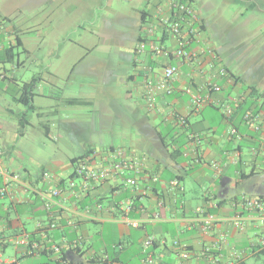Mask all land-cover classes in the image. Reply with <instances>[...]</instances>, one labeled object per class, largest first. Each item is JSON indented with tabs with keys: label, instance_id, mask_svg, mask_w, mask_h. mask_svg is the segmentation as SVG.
I'll use <instances>...</instances> for the list:
<instances>
[{
	"label": "crops",
	"instance_id": "0c3cea01",
	"mask_svg": "<svg viewBox=\"0 0 264 264\" xmlns=\"http://www.w3.org/2000/svg\"><path fill=\"white\" fill-rule=\"evenodd\" d=\"M12 1L13 8L0 9L4 16L0 50L15 45L19 36L28 52L18 34L21 29L12 23L24 0ZM169 2L143 0L139 9L132 10L133 43L127 51L133 72L123 78L127 87V104L121 115L125 127L121 132L112 130L111 139L90 138L80 155L99 168L108 159L109 150L121 148L142 171L127 170L91 181L88 190L82 188L81 178L75 179L78 185L67 188L48 207L40 192L60 182L67 185L74 172L72 159L70 164L54 160L38 171L24 167L21 175L4 168L0 160V188L9 191L0 199L10 201V206L1 210L5 214H0V250L5 252L11 244L16 249L6 262L61 264L65 259L70 264H94L104 258L107 264H144L151 256L155 264H264V210H249L243 203L246 196L264 201V68L251 63L241 69L228 60L230 53L217 45L202 16V25H194L197 30L189 43V49L196 52L193 62L154 52L151 45L159 40L168 49L177 46V40L162 30L161 19L171 15ZM184 25L191 30V24ZM21 64L18 59L15 65ZM169 64H177L179 72L163 83L164 72L156 69ZM4 76L0 83H15V77ZM59 82L55 76L48 80L53 87ZM210 82L219 84L221 90L211 91L208 101L196 109L187 89L206 95ZM150 84L154 86L151 98ZM73 98L83 102H70ZM73 98L63 99L61 109L94 103L84 97ZM35 106L33 111L42 115L41 108ZM248 113L253 120H247ZM103 124V129L111 130L112 126L106 128L109 123ZM46 133L50 135L51 130L47 128ZM9 148L3 143L0 155L11 152ZM44 170L55 178L45 180L41 176ZM7 173H19L20 180L7 182ZM134 177L138 178L136 186L129 183ZM129 202L135 209L127 212ZM156 213L159 218H154ZM207 213L218 218L210 229L204 226ZM126 215L139 225L126 222ZM25 235L41 249L31 252L25 244L16 245L17 238ZM150 235L166 241L145 250L142 242ZM175 240L187 245L188 259L182 258ZM56 246L61 248L59 253L53 250Z\"/></svg>",
	"mask_w": 264,
	"mask_h": 264
},
{
	"label": "rangeland",
	"instance_id": "374dc122",
	"mask_svg": "<svg viewBox=\"0 0 264 264\" xmlns=\"http://www.w3.org/2000/svg\"><path fill=\"white\" fill-rule=\"evenodd\" d=\"M142 2L24 0L12 23L21 29L18 34L29 51L24 46L15 49V64L22 61L19 66L0 62V79L15 77L11 85L6 80L0 83V146L7 143L11 151L0 155L4 168L21 175L24 167L38 171L54 160L70 164L85 153L90 138L111 139L112 130L121 132L127 104L123 78L133 72L127 51L133 43L132 10ZM14 5L12 0H0L2 12ZM192 5L206 18L217 45L230 53L228 60L241 69L251 63L264 68V0H195ZM156 70L164 72L160 66ZM54 76L60 79L56 87L48 84ZM33 78H39L34 104L42 115L15 99L20 95L17 83L22 86ZM73 97L94 103L61 109L63 99ZM104 122L111 130L103 129ZM4 206H10L9 199H0L2 215ZM15 253V246L8 245L3 258Z\"/></svg>",
	"mask_w": 264,
	"mask_h": 264
},
{
	"label": "built area",
	"instance_id": "2783aa9c",
	"mask_svg": "<svg viewBox=\"0 0 264 264\" xmlns=\"http://www.w3.org/2000/svg\"><path fill=\"white\" fill-rule=\"evenodd\" d=\"M169 7L171 10L170 17H163L161 19L162 22V30L165 34L168 36H172L177 40V46L174 49H168L163 46V44L159 41L153 42L152 49L157 54H164L167 57L170 58H178L186 62H193V60L196 58V52L192 49H189V43L191 41L192 33L197 30V28L194 27L196 23H199L202 25V19L197 10L192 5L191 0H170ZM188 22L191 24V30H188L185 27V23ZM148 30L151 34L154 32V27L150 26L148 27ZM179 72V66L177 64H169L164 69V76H163V83H169L172 81L175 76ZM0 77H3L2 75ZM154 86L152 84L149 85V98L152 97ZM208 93L206 95H203L201 90H192L191 88H188L187 91L191 95V100L193 103L196 104V109L201 108L207 101L210 96L211 91H219L221 90V86L217 83L210 82L207 85ZM168 91H172V88H168ZM229 113H232V109H229ZM247 120H253L252 113H248L246 115ZM182 121L185 122V119L182 118ZM127 170H133L135 172H141L142 168L138 166L131 158L127 157L125 154V151L121 148H117L115 150H109L108 153V159L106 160L105 164H102L99 168L94 167L91 164V160L88 158H83L78 160L76 163H74V172L72 174L71 179L67 182V185L64 186V184L57 183V185L51 189L48 190H42L40 192L41 197L46 202V205L50 207L52 203L54 202V198L59 197L62 195V193L67 188H75L78 184L75 181L77 177L82 179V188L84 190H88L90 187L91 181H101L108 179L109 177L115 176V175H122ZM41 176L45 180H53L55 178V175L48 171L44 170L41 172ZM11 179L14 180H20V176L18 174H6V181L9 182ZM155 180H158L157 177H154ZM129 183L132 186L138 185V178H130ZM176 183V182H174ZM9 191L6 188H0V197L6 196ZM243 203L245 207L249 210H256V211H262L264 210V201L260 197H251L246 196L243 199ZM134 203L129 202L127 204V212L132 210ZM198 212L200 213H206L205 209L198 208ZM160 213H156L154 218H159ZM124 220L128 222L129 224H132L134 226L139 225L138 220L130 219L128 215L125 216ZM218 221V218L211 213H207L204 219V226L208 229L213 227V224H215ZM55 226V224H53ZM165 242V239H157L154 235H150L147 238H145L142 242L143 248L146 250L150 246L154 245L157 242ZM16 245L25 244L31 252L38 251L41 249V246L36 242H31L28 235L23 236L22 238H17L15 241ZM174 244L176 246H179L181 249V256L184 259H188L190 252L187 249V245L181 243L179 240H175ZM76 248L79 246L78 243H75L74 245ZM54 252L59 253L61 251L60 246H56L53 248ZM61 264H70L69 261L65 259L60 260ZM144 264H155V260L151 256H147L143 260ZM0 264H13L8 263L3 258V252L0 250ZM94 264H107L104 258L96 259Z\"/></svg>",
	"mask_w": 264,
	"mask_h": 264
},
{
	"label": "trees",
	"instance_id": "16d2710c",
	"mask_svg": "<svg viewBox=\"0 0 264 264\" xmlns=\"http://www.w3.org/2000/svg\"><path fill=\"white\" fill-rule=\"evenodd\" d=\"M191 1L194 2V0H191ZM19 46H23V43L20 37L17 36V43L15 45L13 44L5 45L2 48V50H0V62L14 64L16 62V57H17V53L15 52V49ZM38 80L39 78L38 79L33 78L31 81L23 82L20 88V95L15 98L18 102L26 105L28 109L34 110L36 107L34 104V98L37 95L35 92V88H36V85H37L36 83L38 82ZM70 102L80 104L83 102V100L78 99V98H73V99H70ZM83 158L84 156L72 158V162L76 163L78 160L83 159ZM134 209H135V205H133L132 207V210ZM38 264H49V263H38Z\"/></svg>",
	"mask_w": 264,
	"mask_h": 264
}]
</instances>
